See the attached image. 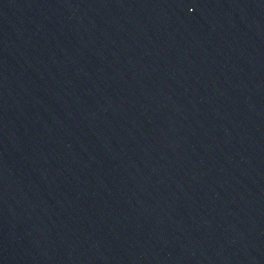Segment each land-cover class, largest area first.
Instances as JSON below:
<instances>
[{
    "label": "water",
    "instance_id": "1",
    "mask_svg": "<svg viewBox=\"0 0 264 264\" xmlns=\"http://www.w3.org/2000/svg\"><path fill=\"white\" fill-rule=\"evenodd\" d=\"M0 264H264V0H0Z\"/></svg>",
    "mask_w": 264,
    "mask_h": 264
}]
</instances>
